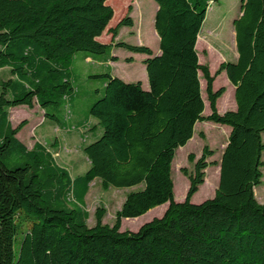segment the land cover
Returning <instances> with one entry per match:
<instances>
[{"label":"trees","instance_id":"1","mask_svg":"<svg viewBox=\"0 0 264 264\" xmlns=\"http://www.w3.org/2000/svg\"><path fill=\"white\" fill-rule=\"evenodd\" d=\"M109 1L0 0V69L10 73L0 92V264H264V205L254 195L264 167V0H240L232 21L236 61L220 63L214 75L199 63L195 46L216 0H153L155 56L146 46L114 42L121 27L132 26L129 16L107 29L110 43L98 40L117 19ZM112 47L147 55L149 89L111 73L93 76L104 87L89 115L102 132L83 146L88 170L72 178L41 143L28 149L17 138L26 122L12 127L8 109L36 102L55 120L47 109L73 97L74 54H109ZM221 72L234 88L235 109L218 113L225 88L213 90V81ZM204 121L229 127L227 143L219 162L207 161L213 155L207 145L199 158L187 156L192 171L181 169L189 184L177 203L171 163ZM209 165L219 166L214 195L193 204ZM95 178L103 189L140 187L125 195L111 226L102 222L103 207L87 225L85 196ZM162 204L160 217L135 232L119 231L122 219Z\"/></svg>","mask_w":264,"mask_h":264},{"label":"rangeland","instance_id":"2","mask_svg":"<svg viewBox=\"0 0 264 264\" xmlns=\"http://www.w3.org/2000/svg\"><path fill=\"white\" fill-rule=\"evenodd\" d=\"M107 5L113 10V15L117 14L115 22L108 23L104 33L99 37L102 43H110V34L108 28H113L125 16H129L132 21L131 27H121L114 42H124L130 45H143L151 49L153 55H157L159 50V38L153 27L156 3L153 0H111ZM133 5V6H132ZM128 6L131 11L128 12ZM240 0H216L211 2L207 8L206 16L202 22L195 46L199 63L207 65L211 75L215 74L219 64L222 62H235L237 58L234 30L232 21L239 15ZM113 18V17H112ZM109 56L117 57L118 63L110 64ZM134 57V63H126L125 58ZM90 58V60L87 59ZM147 55L129 52L124 48L112 47L109 54L93 55L85 52H76L71 66V81L74 87L71 104H64L58 108L49 107L47 113L54 115L55 120L46 118L45 123L40 125L44 116L43 110L34 102L31 108L20 105L8 109L9 121L12 127L17 126L21 121H25L24 127L17 133V138L27 147L35 141L41 144L52 154L55 161L69 171L70 176L76 177L82 175L88 170L89 162L82 152L83 146L94 141L90 136H85L88 128L87 120L90 106L101 97L104 83L101 78H94L95 75L105 73H120L123 81L129 83L141 81L147 85L145 66L141 60L146 59ZM201 89V97L204 102V116L210 113L208 101L205 92V81L201 73H198ZM10 78L7 68L0 69V92L1 82ZM224 87V93L216 101L218 113L221 110L230 111L235 109L234 88L229 83L224 72L217 75L213 81V90ZM74 114H77L83 123V126L76 127ZM64 126L65 129L59 130L57 127ZM56 127V128H55ZM36 128V133L34 130ZM55 128V129H54ZM229 127L220 125L211 121L196 122L192 138L182 147L176 149L171 163V179L173 182L174 201L180 203L184 200L188 188V178L181 173V169L192 171V163L187 159L189 154L199 158L204 145L213 151V155L207 158L208 162H219L223 148L228 138ZM47 130L48 136L44 139L40 137L42 131ZM67 132L77 133L79 136L78 145L65 143L64 134ZM62 133V134H61ZM81 135H80V134ZM203 134V138L199 136ZM264 143V132L261 134ZM59 140V142H58ZM57 141L55 145L54 142ZM264 160V152H263ZM219 166L209 165L205 169L204 182L198 186V190L193 194L191 203L210 199L218 184ZM261 182L254 188L256 200L264 205V167L261 168ZM140 187L116 188L109 186L103 189L98 178H95L90 184L85 196V208L89 214L87 219L88 227L95 223L94 213L99 207H103L105 212L102 219L104 224L111 226L115 219V213L120 209L125 195ZM167 204L156 206L143 215L136 218H124L120 226V232H135L142 224L150 221L154 217H160ZM21 228V232L25 231ZM21 237V234H20ZM18 237V239H20Z\"/></svg>","mask_w":264,"mask_h":264},{"label":"crops","instance_id":"3","mask_svg":"<svg viewBox=\"0 0 264 264\" xmlns=\"http://www.w3.org/2000/svg\"><path fill=\"white\" fill-rule=\"evenodd\" d=\"M107 3V2H106ZM133 6V5H132ZM156 9H157V6H156ZM99 39V38H98ZM160 53V52H159ZM158 53V54H159ZM157 54V55H158ZM131 58H132V62H130V63H134L135 62V58L134 57H132L131 56ZM87 59L88 60H90V58L89 57H87ZM118 60L119 59H117L116 61H109V63L110 64H115V63H118ZM144 60V59H143ZM143 60H141V61H143ZM111 75L112 76H115V77H117V78H119V79H121L122 81H123V79L121 78V74L118 72V73H115L114 71L113 72H111ZM125 82V81H124ZM134 82H137V81H134ZM141 82V81H140ZM141 87H142V89L143 90H148L149 89V86H148V81H147V85L145 86V85H143V83L141 82ZM73 102H71V104H72ZM218 110V109H217ZM219 111V110H218ZM221 113H223V112H225V110L223 109V110H221L220 111ZM74 122H75V125H76V127L78 128V127H80V126H83V123L81 122V120H80V118H79V116L77 115V114H74ZM45 120H46V117L45 116H43L42 117V119H41V121H40V125H42L43 123H45ZM87 123H88V128L86 129V133H85V136H87V138H88V136H90V137H92L94 140L95 139H97L100 135H101V128L97 125V121L94 119V118H92V117H90L88 120H87ZM56 128V127H55ZM54 128V129H55ZM59 130H61V129H65V127L62 125L61 127H57ZM229 130V129H228ZM35 132H34V134L36 133V128H35V130H34ZM62 134V133H61ZM80 134V133H79ZM228 134H229V131H228ZM49 134H48V131L47 130H44V131H42L41 132V134H40V137H43L44 139L48 136ZM81 135V134H80ZM63 140H65V143H67V144H69V147H70V144H72L73 146H75V144L76 145H78V143H79V136H78V134L77 133H72V132H67V134H64V136H63ZM35 142H38V143H42V142H40V141H35ZM34 142V143H35ZM54 142V141H53ZM58 142H59V140H58ZM34 143L31 145V148L33 147V145H34ZM227 143V142H226ZM54 144L56 145L57 144V141H55L54 142ZM30 148V149H31ZM29 149V148H28ZM218 177H219V172H218ZM165 211V210H164ZM121 223H122V220H121Z\"/></svg>","mask_w":264,"mask_h":264}]
</instances>
